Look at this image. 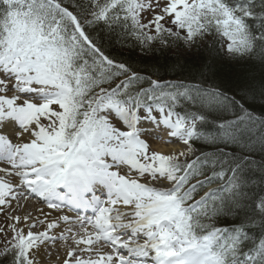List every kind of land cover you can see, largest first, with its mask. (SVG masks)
Masks as SVG:
<instances>
[{
	"label": "snow or ice",
	"instance_id": "obj_1",
	"mask_svg": "<svg viewBox=\"0 0 264 264\" xmlns=\"http://www.w3.org/2000/svg\"><path fill=\"white\" fill-rule=\"evenodd\" d=\"M0 214V264H264V0H0Z\"/></svg>",
	"mask_w": 264,
	"mask_h": 264
},
{
	"label": "trees",
	"instance_id": "obj_2",
	"mask_svg": "<svg viewBox=\"0 0 264 264\" xmlns=\"http://www.w3.org/2000/svg\"><path fill=\"white\" fill-rule=\"evenodd\" d=\"M109 51L113 53V55L117 56L118 58L128 59L133 63H140V61L143 59L147 62V65L149 67H153L156 70H159L161 73H163L166 69L171 72L173 70V67L176 68V70H179V64L184 63L183 60H177L176 56L172 52H160L157 51L156 53H149L146 57L142 56V54L139 53V51L130 52L124 49H121L119 45H116L115 47H109ZM121 52H123V56H121ZM260 68L253 67L249 68V72L255 75L260 74Z\"/></svg>",
	"mask_w": 264,
	"mask_h": 264
},
{
	"label": "rangeland",
	"instance_id": "obj_3",
	"mask_svg": "<svg viewBox=\"0 0 264 264\" xmlns=\"http://www.w3.org/2000/svg\"><path fill=\"white\" fill-rule=\"evenodd\" d=\"M6 222V218L3 214H0V223L1 225ZM35 230V229H34ZM46 251L51 252V258H49L47 255L44 256V262L42 264H54V262L58 261V257L62 258L64 255V244L57 243L55 245H50Z\"/></svg>",
	"mask_w": 264,
	"mask_h": 264
},
{
	"label": "bare ground",
	"instance_id": "obj_4",
	"mask_svg": "<svg viewBox=\"0 0 264 264\" xmlns=\"http://www.w3.org/2000/svg\"><path fill=\"white\" fill-rule=\"evenodd\" d=\"M163 150H167V147H165L164 145H161L160 146ZM33 213L35 214V212L33 211ZM18 214H20L19 212H18ZM45 260L43 259V262H44ZM56 264H59V260L57 261V262H55Z\"/></svg>",
	"mask_w": 264,
	"mask_h": 264
}]
</instances>
